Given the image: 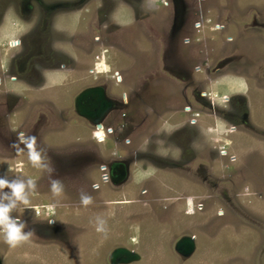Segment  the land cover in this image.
<instances>
[{
    "label": "rangeland",
    "instance_id": "1",
    "mask_svg": "<svg viewBox=\"0 0 264 264\" xmlns=\"http://www.w3.org/2000/svg\"><path fill=\"white\" fill-rule=\"evenodd\" d=\"M163 2L95 0L52 21L0 0V178L25 183L10 215L30 234L12 248L0 229V264H83V232L100 264L125 245L139 259L118 264H264V0ZM90 87L112 107L100 129L76 109Z\"/></svg>",
    "mask_w": 264,
    "mask_h": 264
},
{
    "label": "flooded vegetation",
    "instance_id": "2",
    "mask_svg": "<svg viewBox=\"0 0 264 264\" xmlns=\"http://www.w3.org/2000/svg\"><path fill=\"white\" fill-rule=\"evenodd\" d=\"M19 1H20V5L25 6L24 9H25V11L28 12V14H29V11H31V10L34 11L35 6H38V5L42 6L44 8L46 17L53 21V16L60 15V13L66 14L67 11H64V10H68V8H72V9H70L69 13L75 14L77 12H80L86 6H90V2H93L95 0H19ZM161 1H162V3H164L163 0H161ZM194 1L198 4L203 3V2H207V0H194ZM196 3H195V5L197 6V14H196V18L192 22V29L193 30L194 29L196 30L197 28H199L202 25L200 22L204 23L207 21V19H205V16L202 15L204 12L203 8L199 5H197ZM163 5H165V4H163ZM205 5H206V3H205ZM99 8H101L100 5H99ZM216 27H218V26L216 25ZM197 32H200V31H197ZM190 37H191V34L185 40V44H189V43L193 42L194 39L192 37L191 38ZM13 42H15V41H8L5 44H7V46L12 48V49L15 47L21 46L20 41H17L16 46H14V47L10 46ZM16 55H17L16 53H11L10 57L9 56L8 57L11 59H14L15 57H17ZM40 82H42V79ZM87 91H88V93L84 97V99H87L85 110L87 109L91 113H90V115H88L86 117L89 118L90 120H94V121H96L98 119V117H101V119H100V123H101L105 119V117L108 115V113L112 107H110V109L106 108L109 105L108 102H105L103 100V95H100L98 97L99 92L94 87L88 88ZM84 119H86V118H84ZM115 168H117V166ZM115 171H116V169H112V172H115Z\"/></svg>",
    "mask_w": 264,
    "mask_h": 264
},
{
    "label": "clouds",
    "instance_id": "3",
    "mask_svg": "<svg viewBox=\"0 0 264 264\" xmlns=\"http://www.w3.org/2000/svg\"><path fill=\"white\" fill-rule=\"evenodd\" d=\"M31 140L33 141V147L29 152V158L33 166L38 167L41 159L40 153L36 150L35 137H31ZM34 184L35 181L31 179L27 182L28 187H34ZM5 188L9 189V193L13 199L7 204L0 203V229L3 230L5 243L15 248L27 241L30 235L25 234L23 232V225L10 215L17 201L28 203L25 195L26 185L24 182L9 181L0 178V190ZM53 191H59L55 184L53 185ZM9 193H5V196H8ZM85 202L87 203V201ZM98 231H103V229H98Z\"/></svg>",
    "mask_w": 264,
    "mask_h": 264
},
{
    "label": "water",
    "instance_id": "4",
    "mask_svg": "<svg viewBox=\"0 0 264 264\" xmlns=\"http://www.w3.org/2000/svg\"><path fill=\"white\" fill-rule=\"evenodd\" d=\"M87 93H88V91H85L83 94L86 95ZM84 95H82V96H84ZM110 107H111V105L109 104L106 108L110 109ZM76 109L78 112H80L82 117L86 118L88 121L93 123V125H95L97 129L101 128V125H100L101 117H98V119L96 121L90 120L89 118L86 117V116L90 115V113H91L89 110H87V109L81 110V109H79L78 106L76 107ZM175 250L178 254L183 255L184 257H189L194 252V242L192 239L183 238L176 244ZM138 259H139V257L137 254H135L134 252H130V250H127L124 248L116 249L114 251V253L112 254V258H111V260L114 264L133 262V261H136Z\"/></svg>",
    "mask_w": 264,
    "mask_h": 264
},
{
    "label": "crops",
    "instance_id": "5",
    "mask_svg": "<svg viewBox=\"0 0 264 264\" xmlns=\"http://www.w3.org/2000/svg\"><path fill=\"white\" fill-rule=\"evenodd\" d=\"M251 203V202H250ZM54 206H55V211L57 212V213H59V206H57V205H55L54 204ZM58 217H59V215L57 214L56 215V220L58 221ZM85 229L86 230H89V228L88 227H85ZM241 237H244V239L246 240V242H245V244H249L248 243V235L247 234H242L241 235ZM251 241H250V243L251 242H253V237H251V239H250ZM75 241H76V244H77V247H78V249L80 250V253H84V250L88 247V246H90V256L89 257H86V259H85V261L83 262V264H89L88 262H86L87 260H89V261H92V259H94V261H96V262H94V263H92V264H100L99 262H98V258H99V255H100V250L98 249V248H96L95 246H92L91 245V243L92 242H90V243H88L87 241H88V238H87V232H83L82 234H81V236L80 237H78V238H76L75 239ZM120 247H123L122 245H119ZM130 247H131V245H130ZM125 248H127V249H129L128 248V245H125ZM132 248V247H131Z\"/></svg>",
    "mask_w": 264,
    "mask_h": 264
},
{
    "label": "built area",
    "instance_id": "6",
    "mask_svg": "<svg viewBox=\"0 0 264 264\" xmlns=\"http://www.w3.org/2000/svg\"><path fill=\"white\" fill-rule=\"evenodd\" d=\"M224 153L225 152H223V154ZM199 207H202V206L199 205ZM27 209L28 210H33L34 211V215L37 218H42V219H46V220H49V221H53L52 218H51V216H52L51 213H54V210L52 212L51 209H53V208L50 205H48V204H38L35 207L29 206ZM16 220L19 221L18 218Z\"/></svg>",
    "mask_w": 264,
    "mask_h": 264
},
{
    "label": "bare ground",
    "instance_id": "7",
    "mask_svg": "<svg viewBox=\"0 0 264 264\" xmlns=\"http://www.w3.org/2000/svg\"><path fill=\"white\" fill-rule=\"evenodd\" d=\"M101 132H102V131H101ZM97 133H98V132H97ZM96 135H97V134H96ZM96 135H95V136H96ZM95 138H96V137H95ZM96 139H97V138H96ZM135 243H136V242H135Z\"/></svg>",
    "mask_w": 264,
    "mask_h": 264
}]
</instances>
